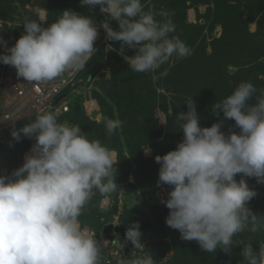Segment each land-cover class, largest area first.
<instances>
[{"label":"clouds","instance_id":"9594fccd","mask_svg":"<svg viewBox=\"0 0 264 264\" xmlns=\"http://www.w3.org/2000/svg\"><path fill=\"white\" fill-rule=\"evenodd\" d=\"M85 5H99L108 19L97 26L72 10H64L47 27L29 19L14 46L7 47L0 38L6 53L0 54V63L14 67L25 81H52L70 68L85 67L96 51L98 27L106 39L121 42L119 54L135 72L154 71L173 56L191 54L178 36H169L175 26L168 12L145 11L142 0H81ZM157 15L164 19L157 20ZM110 20L118 23L119 31ZM125 49L137 51L128 56ZM159 78L153 76L154 81ZM253 98L256 103L250 104ZM186 105L188 111L176 115L182 142L155 157L158 184L172 188L161 201L169 209L166 225L205 252L219 248L228 254L238 244L243 264H264V242L256 250L250 240L234 244L233 239L246 231H264V216L246 206L257 193L243 178L264 184V95L242 81L212 106L214 115L223 113V120L235 122L238 134L231 128L227 135L221 131L223 120L202 128L192 99ZM105 127L113 134L121 122L106 119ZM21 134L36 143L21 167L0 175V264H98L99 242L80 227L79 217L93 189L104 194L118 190L112 152L100 141L89 140L80 126L58 122L53 113L37 115L11 133L17 142ZM144 150L150 152L147 146ZM237 174H242L239 181ZM140 237L138 223L128 227L126 238L134 248H144ZM118 264H154V259L147 254Z\"/></svg>","mask_w":264,"mask_h":264},{"label":"trees","instance_id":"16d2710c","mask_svg":"<svg viewBox=\"0 0 264 264\" xmlns=\"http://www.w3.org/2000/svg\"><path fill=\"white\" fill-rule=\"evenodd\" d=\"M156 1L164 3L162 7L165 10H161V5L156 4L155 13L161 11L169 13L168 9L173 4L177 7L175 10L173 7L170 9L172 14L169 18L175 26V31L169 36H178L191 49V54L182 59L173 56L169 62L161 65L154 72H135L119 54L121 42L110 41L115 51L110 53L109 58L111 87L108 94L116 108V119L121 122V134L118 135L116 129L113 134L98 136L100 134L92 128L86 129L87 123H82L85 126L84 133L89 140H98L102 145L110 148H121V141L123 142L131 160H135L140 166L134 167L135 177L138 180L140 178L159 180L160 165L155 162V157L175 150L177 144L182 142L183 132L176 123V115L188 111L186 104L191 99L196 107L199 124L203 128L211 127L214 123L223 120V113L217 117L211 110L212 106L230 95L240 82H251L260 95L264 90V0ZM188 3L213 6L208 8V14L213 22L221 26L222 34L211 42V54L206 53L204 36L200 37L201 28L185 22ZM155 18L162 20L160 15ZM253 22H256V32L251 34L248 25ZM124 54L131 56L130 49H125ZM230 67L236 71L230 73ZM163 72L167 74L160 76ZM153 75L160 78L153 81ZM152 83L154 86H151ZM158 90L162 91V94ZM255 103V98L250 100V104ZM165 104L171 109V115L167 117L165 127L161 128L157 125L153 114L156 107H163ZM70 107L71 102L69 112L62 116L70 113ZM103 115L105 122L106 117L112 114L105 111ZM230 128L239 133L233 120H223L221 131L227 135ZM146 145L151 147L153 154L150 159L142 160L141 149ZM17 147L13 146L8 153H4L3 159L10 161L16 154L21 155L28 145L20 147L16 153ZM122 158L119 155L118 164ZM241 178L242 174H237L235 177L237 181ZM243 178L249 188L257 193L246 206L254 214L264 216V184L257 183L256 178ZM168 214L169 209L165 206L152 215L156 219L158 233L162 238L170 239L176 264H214L217 259L222 260V256L225 258L231 256V252L224 254L219 248L215 253L205 252L196 241L182 239L178 230L166 225ZM236 237L245 241L254 237L257 238L255 240L258 243L264 237V231L257 233L246 231ZM236 237L233 238L234 244ZM256 244H253V248L258 250ZM233 247L240 250L239 246Z\"/></svg>","mask_w":264,"mask_h":264},{"label":"rangeland","instance_id":"374dc122","mask_svg":"<svg viewBox=\"0 0 264 264\" xmlns=\"http://www.w3.org/2000/svg\"><path fill=\"white\" fill-rule=\"evenodd\" d=\"M142 3L145 11L151 9L154 12L156 4L161 5V10H165L162 7L164 3L161 1L157 3L156 0H142ZM172 7L174 10L177 8L175 4L170 6L168 9L170 14H172V11H170ZM211 7L213 6L188 3L185 11V22L201 28L200 37L204 36L207 54H211V42L218 39L222 34L221 26L213 22L208 14V8ZM64 10H72L89 17L97 26L108 19L107 14L100 11L99 5L81 6V0H0V38L6 41L7 47L10 48L25 34L23 24L27 20H38L44 27H47L48 24L55 22ZM109 23L113 30L119 31L116 21L110 20ZM248 31L251 34L256 32V22L248 25ZM94 48L96 50L95 54L86 60V65L78 75L75 86L70 90L71 92H68L66 100L71 102L70 113L66 116L57 117V120L60 123L68 122L69 124L78 125L83 132L85 126L82 123H87L86 129L92 128L100 134L98 136H105L108 131L105 128L103 113L107 111L112 114L106 119H117L116 108L113 105L111 96L108 94L111 87L109 84L111 77V61H109V58L111 57L110 53L115 51V48L110 40L106 39V32L103 28L98 27V38L94 42ZM130 51L131 56H134L137 49H130ZM0 54H6L5 48L2 46H0ZM0 65L3 66L4 64L0 63ZM6 66L8 68L12 67ZM235 71L233 67L229 68L230 73ZM152 85L154 86V83ZM158 91L162 94V91ZM261 93L264 95V90ZM90 101L97 104L95 112L88 110ZM153 115L157 125L164 128L167 117L171 115V109L166 104L163 107L158 106L155 108ZM35 118H26L16 124L10 131L0 134V175L8 176L21 167L26 154L31 152L36 143L34 138L30 139L21 134V139L17 142L13 139L11 133L31 123ZM117 131L120 135V128ZM121 143V148L106 146L113 154L114 167H116V173L114 172L113 175H116L115 183L118 190L104 194L98 189H93L94 195L83 208L79 217V225L87 235L99 242L101 251L98 264H118L121 259H134L144 257L147 254H152L154 264H176L170 239L162 238L158 233L156 219L152 215L165 207V204L159 202L155 197V189L165 184H158V180L154 179H136V169L134 167L139 166V164L135 160H131L126 147L122 141ZM25 145H28V148L21 155L16 154L10 161L3 159V154L8 153L13 146H18L17 153L19 148ZM146 146L150 149V152L146 154L143 147L141 149L142 160L150 159L153 154L151 147ZM119 155L123 158L118 164ZM165 187L167 194H169L172 188L168 185H165ZM135 223L139 224L140 240L144 248H134L131 241L126 238L128 227ZM255 239L257 238L251 237L247 241L250 240L253 244H256ZM239 240L241 239L236 237V242ZM260 242H264V237L256 246ZM236 246H239L240 250L233 247L229 258L222 256V260L217 259L214 264H243V257L240 255L242 246L238 244Z\"/></svg>","mask_w":264,"mask_h":264},{"label":"built area","instance_id":"2783aa9c","mask_svg":"<svg viewBox=\"0 0 264 264\" xmlns=\"http://www.w3.org/2000/svg\"><path fill=\"white\" fill-rule=\"evenodd\" d=\"M81 70L70 68L52 81L28 82L17 75L14 67L0 65V134L10 131L26 118L45 113L59 117L68 113L70 101L66 98ZM88 110L95 112L97 104L90 101ZM155 197L159 202L168 199L165 185L155 189Z\"/></svg>","mask_w":264,"mask_h":264},{"label":"bare ground","instance_id":"6f19581e","mask_svg":"<svg viewBox=\"0 0 264 264\" xmlns=\"http://www.w3.org/2000/svg\"><path fill=\"white\" fill-rule=\"evenodd\" d=\"M31 154V152L27 153L26 155Z\"/></svg>","mask_w":264,"mask_h":264}]
</instances>
